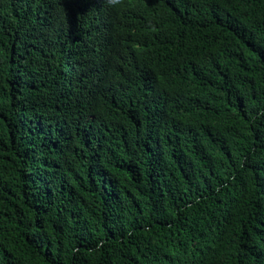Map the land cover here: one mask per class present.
Wrapping results in <instances>:
<instances>
[{"label": "trees", "instance_id": "16d2710c", "mask_svg": "<svg viewBox=\"0 0 264 264\" xmlns=\"http://www.w3.org/2000/svg\"><path fill=\"white\" fill-rule=\"evenodd\" d=\"M0 264H264V0H0Z\"/></svg>", "mask_w": 264, "mask_h": 264}, {"label": "clouds", "instance_id": "9594fccd", "mask_svg": "<svg viewBox=\"0 0 264 264\" xmlns=\"http://www.w3.org/2000/svg\"><path fill=\"white\" fill-rule=\"evenodd\" d=\"M120 2H121V0H109V3H111V4H118Z\"/></svg>", "mask_w": 264, "mask_h": 264}]
</instances>
